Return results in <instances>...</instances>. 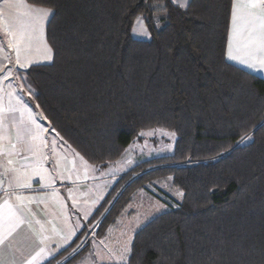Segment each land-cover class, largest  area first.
Here are the masks:
<instances>
[{"label":"trees","instance_id":"trees-1","mask_svg":"<svg viewBox=\"0 0 264 264\" xmlns=\"http://www.w3.org/2000/svg\"><path fill=\"white\" fill-rule=\"evenodd\" d=\"M26 3L53 13L52 62L23 71L30 101L69 147L103 166L144 130L176 137L122 178L107 213L162 171L182 194L134 234L126 264H264V79L226 60L233 0ZM140 15L148 40L131 35Z\"/></svg>","mask_w":264,"mask_h":264},{"label":"rangeland","instance_id":"rangeland-1","mask_svg":"<svg viewBox=\"0 0 264 264\" xmlns=\"http://www.w3.org/2000/svg\"><path fill=\"white\" fill-rule=\"evenodd\" d=\"M183 2L184 0H178L176 4L179 6V3ZM188 3L189 0L187 5ZM29 7L45 9L30 6L26 2L23 5L9 6L4 3V0H0V43L5 47L4 55L12 57V63L8 64L9 68L14 65L15 52L7 48V41L11 37L6 35V32L9 27H12L14 31L29 29L35 17V13L28 11ZM163 15L161 8L158 7L155 22L159 26ZM50 17L43 22L42 39L46 44L45 29ZM138 18L141 19V24L137 23ZM134 28L136 34L133 32ZM144 29L147 30V34ZM35 35L37 38L41 37L39 28ZM131 35L138 40L150 38L141 15L136 18ZM44 43H40L39 39L34 43L30 58L35 62L31 66L52 62V58L51 60L45 58ZM47 47L50 48L48 44ZM49 55L52 57V50ZM24 70L26 69L16 66L15 73L7 81L0 83V107L6 108L10 100L13 105L21 109V112L26 106L31 110L35 123L42 127L43 118L30 101L34 92L26 82ZM2 74L0 72V75ZM9 92L12 93L11 97L8 95ZM17 98L21 104L16 103ZM21 112L0 113V163L2 165H6L9 159H16L13 154L16 155L18 150L26 146L24 138L18 139V125L7 118L9 115H14L19 120ZM23 119L24 123L31 124L28 113H24ZM172 134L159 128L144 130L133 138L117 161L103 166H95L84 160L54 131L51 135H54L59 142L54 143L51 137H49L51 141L47 140V142L40 137L35 140L34 143L37 146L35 156L44 160L48 157L50 161H54L55 152L62 150V146L68 147L76 157V184L82 180L86 182L84 190L74 185L72 192L64 191L65 197L62 196L60 200L58 214L51 219L53 221L50 226L44 223L48 226V229H44L42 233L44 241L55 254H60L59 258L63 256L61 262L73 255L69 264H126L134 234L157 215L176 208L180 204L181 192L172 185L170 177L165 178L162 171L159 175L154 174L148 178V185L144 190H136L132 194L130 203L119 216L116 211L107 214L124 188L121 186V181L127 173L141 163L173 154L176 137ZM15 139L18 140L15 141ZM13 144L16 145L15 149L12 148ZM49 165H52L51 162ZM113 221L114 223L111 224Z\"/></svg>","mask_w":264,"mask_h":264},{"label":"snow or ice","instance_id":"snow-or-ice-1","mask_svg":"<svg viewBox=\"0 0 264 264\" xmlns=\"http://www.w3.org/2000/svg\"><path fill=\"white\" fill-rule=\"evenodd\" d=\"M25 2L26 0H4V3L9 6L23 5ZM172 3H178V0H172ZM186 5L187 0L179 3L180 7H186ZM28 11L35 13L34 20L29 29L14 31L12 27H9L6 32V35L11 37L7 41V48L15 52V62L11 68L8 67V64L12 63V57L4 55L5 47L0 43V72L3 73L0 75V83L7 81L15 73L16 66H19L20 69H27L31 66L35 62L30 58L34 43L37 39H39L40 43H44L42 39L43 22L49 16L53 15V13L49 9H32L30 7ZM137 23H142L140 18H138ZM37 28L41 32L40 38H37L35 35ZM133 32L136 34L135 28ZM144 32L147 34L146 29H144ZM44 52L45 58L51 60L52 57L49 55L51 49L47 47L46 43H44ZM228 57L251 68H256L257 66L264 68V0H233ZM8 95L11 97L12 93L9 92ZM16 103L21 104V101L17 98ZM16 112H21V109L13 105L11 100L6 108L0 107V113L12 114ZM24 113H28L29 123H35L31 115V110L26 106L23 107L19 120L14 115H9L7 118L10 122H15L18 125V139L28 136L33 141V143L26 146L25 150L30 152L32 156H35L37 146L34 142L37 139V133L24 123ZM141 135H144V133H141ZM244 139L242 138L241 142H244ZM247 139H251V137L249 136ZM12 148L15 149L16 145L13 144ZM24 159L30 160V157L25 156ZM13 163L14 161L12 159L8 160L9 165ZM41 168L42 166L39 160L21 165L19 168H10L8 171L12 173V176L9 181V186L14 188H31L33 176L39 175L41 179L44 178L41 175ZM29 170H31V174H29ZM15 200L17 201L15 205L5 201L4 205L0 206L7 209L6 214H0V264H15L14 259L11 261L7 259L8 253L6 250L13 248L14 234L26 222L23 219V215L27 209V205L35 202L22 195H16ZM36 223L40 224V221L36 220ZM32 231L38 236L35 229ZM38 243L44 244V239L38 238ZM19 251V248L14 249L13 255ZM44 252L45 248H40L36 255L26 261V264H36L39 259H42L41 254Z\"/></svg>","mask_w":264,"mask_h":264},{"label":"crops","instance_id":"crops-1","mask_svg":"<svg viewBox=\"0 0 264 264\" xmlns=\"http://www.w3.org/2000/svg\"><path fill=\"white\" fill-rule=\"evenodd\" d=\"M230 29L231 21L226 51L227 62L248 73L264 79V68H260L259 66L256 68H251L244 64L238 63L235 60L229 59L228 52ZM37 112L40 114L39 111ZM32 113L36 114L33 111ZM25 124L28 125V122H25ZM28 127L37 133V139L40 137L43 139V141L47 142V140H50L49 137H51L54 143L59 142L54 135H51L52 131L44 119L42 127H39L37 123H31L28 125ZM23 138L25 140L26 146L32 143L30 137L24 136ZM17 140L18 139H15V141ZM26 146L22 150H18L16 155L13 154L14 158H16L13 159V164L9 165L6 163V165H2V163H0V181H2V183H0L2 190L0 206H3L5 201H8L9 204L15 205L17 203L15 200L16 195H22L27 197L29 200L35 201L34 203L27 205V209L23 215V219L26 222L22 224L14 234L13 248L6 250L8 253L7 259L9 261L14 259L15 264H26L27 260H30L32 256L36 255L40 248L44 247L45 252L41 254L42 259H39L36 264H48L51 261H54L60 254H55L54 250L51 249V247L47 245L45 241L44 244H39L38 238L45 239L42 233H44V229H48V226H50V223L53 221L51 219L58 214L57 209L60 206V200H62V196L65 197L64 191L72 192V187L74 185H78L84 190L86 187V182L82 180L76 184V157L75 153H72L68 147L61 145L62 150L60 149L58 152H55L53 156L54 161H50L48 157L44 160V158L40 159L36 156H32L30 152L25 150ZM25 156H29L30 160H25ZM36 160H39L40 165L42 166L41 175H43L44 178L41 179L39 175L33 176L31 188L10 187L9 181L11 179L12 173H10L8 170L13 167L19 168L21 165H25ZM50 162L52 164L51 166L49 165ZM29 174H31V170H29ZM6 211V208L0 207V214H6ZM36 220H39L40 224H37ZM44 223H47L48 226L44 225ZM33 229L37 231L38 236L34 234L32 231ZM16 248H19L20 251L15 252L13 255L14 249Z\"/></svg>","mask_w":264,"mask_h":264},{"label":"built area","instance_id":"built-area-1","mask_svg":"<svg viewBox=\"0 0 264 264\" xmlns=\"http://www.w3.org/2000/svg\"><path fill=\"white\" fill-rule=\"evenodd\" d=\"M1 195H2V190H1V186H0V197H1Z\"/></svg>","mask_w":264,"mask_h":264}]
</instances>
